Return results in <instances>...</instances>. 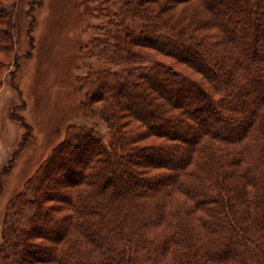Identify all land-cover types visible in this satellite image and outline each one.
Instances as JSON below:
<instances>
[{"label": "trees", "instance_id": "trees-1", "mask_svg": "<svg viewBox=\"0 0 264 264\" xmlns=\"http://www.w3.org/2000/svg\"><path fill=\"white\" fill-rule=\"evenodd\" d=\"M104 3L119 67L89 71L83 110L107 132L71 125L10 199L1 264H264V0ZM14 33L0 4V51Z\"/></svg>", "mask_w": 264, "mask_h": 264}, {"label": "rangeland", "instance_id": "rangeland-1", "mask_svg": "<svg viewBox=\"0 0 264 264\" xmlns=\"http://www.w3.org/2000/svg\"><path fill=\"white\" fill-rule=\"evenodd\" d=\"M0 4L13 8L15 24L11 49L0 51L1 245L10 199L65 139L69 127L88 123L107 132L101 119L89 118L83 110L87 94L84 78L90 70L119 66L103 59L104 46L96 47L95 34L109 21L104 0H0ZM139 49L173 63L197 80L201 77L169 57ZM100 105L105 102L95 107ZM122 123L124 129L140 132L142 145L161 142L126 114ZM11 158L12 164L5 170ZM169 161L176 160L169 156ZM114 180L117 182V177ZM136 187L147 189L143 183ZM53 203L63 207L58 201Z\"/></svg>", "mask_w": 264, "mask_h": 264}]
</instances>
